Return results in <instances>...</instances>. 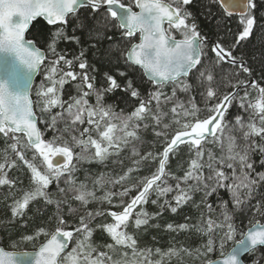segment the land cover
Instances as JSON below:
<instances>
[{
	"label": "snow or ice",
	"instance_id": "obj_1",
	"mask_svg": "<svg viewBox=\"0 0 264 264\" xmlns=\"http://www.w3.org/2000/svg\"><path fill=\"white\" fill-rule=\"evenodd\" d=\"M194 3L0 0V226L41 220L8 235L0 264H244L264 249V51L258 73L244 51L264 0H211V33ZM185 208L163 227L187 242L144 243Z\"/></svg>",
	"mask_w": 264,
	"mask_h": 264
},
{
	"label": "trees",
	"instance_id": "obj_2",
	"mask_svg": "<svg viewBox=\"0 0 264 264\" xmlns=\"http://www.w3.org/2000/svg\"><path fill=\"white\" fill-rule=\"evenodd\" d=\"M127 2V0H125ZM211 9L213 12H216L217 9L216 7L211 3V0H195V3L191 6V10L197 15V19L199 23L201 24L202 29L205 32H213L215 29V21L210 20L208 18H205L204 13L208 10ZM33 33H39L42 31V22L41 23H36L35 27L32 29ZM118 43V37L114 39L111 42H105V47H108L109 44H116ZM61 47H65V45H61ZM244 51L251 55V54H256L258 59L254 62V68L259 72L260 69V61H259V54L261 51H264V37H261L259 33L254 34L253 38L251 39V42L247 44L246 48ZM96 63L98 68L101 69V72L104 70H107L111 68L113 72L116 71L117 68L123 70L124 65L122 63L117 64L115 62V59L112 60L111 63L108 62L107 57H94L93 58ZM130 75L136 80L137 84H140L142 88H148L150 87L149 84L147 83H142V77L140 74V71L137 69L135 71L130 70ZM99 82V80H98ZM127 99V97L124 95V93L117 91L110 97V101L116 102L119 107H126V104L124 101ZM131 102L129 101V104ZM235 111V109H233ZM2 147V145H0ZM176 162H174L175 164ZM27 183V181H25ZM2 195V193H0ZM149 211H155V208L151 205H148ZM6 209L4 208L3 204L0 203V218H3L5 215ZM186 214H195L194 209H188L185 208L178 214H171L166 212L164 216L160 219L159 223L161 224L160 229H150L148 232V237L146 239V244H155L156 246L160 247H167L172 241L173 237H175L176 240L182 241V242H187V238L184 234L176 235L175 233H168L164 230L163 225L166 223H183L184 222V216ZM41 220L37 218L34 224H31L28 229H19L16 227H3L0 226V246H6V241L7 237L9 234H11L14 238L19 239V233L24 232L25 234L30 233L33 228L37 225L40 224ZM156 237V241L152 240V237ZM264 254V249H260L258 252L248 255L244 261L246 264H251L252 260L255 259H260L261 255Z\"/></svg>",
	"mask_w": 264,
	"mask_h": 264
},
{
	"label": "rangeland",
	"instance_id": "obj_3",
	"mask_svg": "<svg viewBox=\"0 0 264 264\" xmlns=\"http://www.w3.org/2000/svg\"><path fill=\"white\" fill-rule=\"evenodd\" d=\"M147 237H148V234L143 237L144 242H146Z\"/></svg>",
	"mask_w": 264,
	"mask_h": 264
},
{
	"label": "water",
	"instance_id": "obj_4",
	"mask_svg": "<svg viewBox=\"0 0 264 264\" xmlns=\"http://www.w3.org/2000/svg\"><path fill=\"white\" fill-rule=\"evenodd\" d=\"M247 256H248V255H245V256L243 257V261H244V259H245ZM244 264H246L245 261H244Z\"/></svg>",
	"mask_w": 264,
	"mask_h": 264
}]
</instances>
